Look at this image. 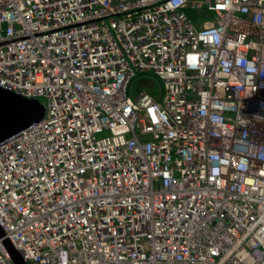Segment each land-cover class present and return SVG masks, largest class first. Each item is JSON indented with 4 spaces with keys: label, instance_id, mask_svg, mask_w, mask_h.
<instances>
[{
    "label": "built area",
    "instance_id": "built-area-1",
    "mask_svg": "<svg viewBox=\"0 0 264 264\" xmlns=\"http://www.w3.org/2000/svg\"><path fill=\"white\" fill-rule=\"evenodd\" d=\"M0 87V264H264V0H0Z\"/></svg>",
    "mask_w": 264,
    "mask_h": 264
},
{
    "label": "water",
    "instance_id": "water-1",
    "mask_svg": "<svg viewBox=\"0 0 264 264\" xmlns=\"http://www.w3.org/2000/svg\"><path fill=\"white\" fill-rule=\"evenodd\" d=\"M44 104L36 99L26 98L12 90L0 87V141L19 132L32 122L40 120ZM0 236H4L0 228ZM3 244L9 251L15 264H27L20 252L8 238Z\"/></svg>",
    "mask_w": 264,
    "mask_h": 264
},
{
    "label": "rangeland",
    "instance_id": "rangeland-1",
    "mask_svg": "<svg viewBox=\"0 0 264 264\" xmlns=\"http://www.w3.org/2000/svg\"><path fill=\"white\" fill-rule=\"evenodd\" d=\"M187 13L192 16V17H197L198 15L202 14V11L199 10H187ZM207 18H212V15L210 13H206ZM144 75H140L136 77L130 84V90L132 93H135L138 90H141L143 87H152L155 88V91L153 92L154 97L156 98H162L159 96L160 94L162 95L163 93V86L161 81L159 80L158 77H156L153 73L151 72H143ZM146 77V78H144ZM40 103L44 104L43 110L40 113V118L46 117L47 114V101L44 97H38L36 99Z\"/></svg>",
    "mask_w": 264,
    "mask_h": 264
},
{
    "label": "crops",
    "instance_id": "crops-1",
    "mask_svg": "<svg viewBox=\"0 0 264 264\" xmlns=\"http://www.w3.org/2000/svg\"><path fill=\"white\" fill-rule=\"evenodd\" d=\"M144 78H146V77H144ZM147 88L150 89L152 93L155 91V88H152V87H147Z\"/></svg>",
    "mask_w": 264,
    "mask_h": 264
},
{
    "label": "bare ground",
    "instance_id": "bare-ground-1",
    "mask_svg": "<svg viewBox=\"0 0 264 264\" xmlns=\"http://www.w3.org/2000/svg\"><path fill=\"white\" fill-rule=\"evenodd\" d=\"M27 264H29V263H27Z\"/></svg>",
    "mask_w": 264,
    "mask_h": 264
}]
</instances>
